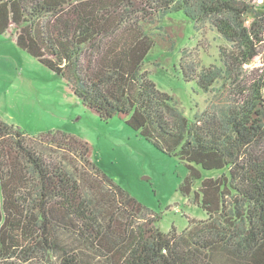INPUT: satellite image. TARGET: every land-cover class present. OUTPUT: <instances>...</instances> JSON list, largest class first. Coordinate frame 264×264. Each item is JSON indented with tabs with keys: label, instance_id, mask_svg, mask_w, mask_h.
<instances>
[{
	"label": "trees",
	"instance_id": "trees-1",
	"mask_svg": "<svg viewBox=\"0 0 264 264\" xmlns=\"http://www.w3.org/2000/svg\"><path fill=\"white\" fill-rule=\"evenodd\" d=\"M183 23L210 24L229 44L220 65H181L203 93L221 85L233 95L193 119L143 69L153 48L175 49ZM0 36L101 121L124 120L183 163L179 191L189 198L199 181L192 200L207 216L163 233L161 218L99 169L89 143L0 119V264H264V15L251 0H0Z\"/></svg>",
	"mask_w": 264,
	"mask_h": 264
},
{
	"label": "rangeland",
	"instance_id": "rangeland-1",
	"mask_svg": "<svg viewBox=\"0 0 264 264\" xmlns=\"http://www.w3.org/2000/svg\"><path fill=\"white\" fill-rule=\"evenodd\" d=\"M251 2L264 15V0ZM176 22L162 23L175 29L182 25ZM183 24L175 49L153 48L143 69L156 87L171 95L184 115L193 119L196 112L214 103L221 106L219 98L232 100L233 95L231 90L225 94L218 92L221 85L215 86L210 94L203 93L194 83L183 80L181 65H197L198 71L220 65V49H227L229 44L210 24L199 25L196 30L192 24ZM261 62L258 58L246 66V74L261 68ZM0 119L31 136L59 131L89 143L99 169L159 216L157 226L163 233L171 229L180 233L187 228L188 221L207 218L192 200L199 181L189 198L179 191L188 173L183 163L155 149L124 120L101 121L80 104L66 81L18 49L11 38L3 36H0ZM200 173L202 179L220 176L214 170Z\"/></svg>",
	"mask_w": 264,
	"mask_h": 264
}]
</instances>
